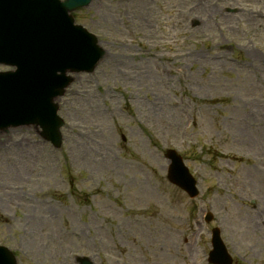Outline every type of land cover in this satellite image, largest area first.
<instances>
[{
  "label": "rangeland",
  "instance_id": "rangeland-1",
  "mask_svg": "<svg viewBox=\"0 0 264 264\" xmlns=\"http://www.w3.org/2000/svg\"><path fill=\"white\" fill-rule=\"evenodd\" d=\"M72 16L104 55L55 100L60 148L0 130V245L17 264H208L218 227L233 264H264V0H91ZM167 149L195 199L167 181Z\"/></svg>",
  "mask_w": 264,
  "mask_h": 264
},
{
  "label": "water",
  "instance_id": "water-1",
  "mask_svg": "<svg viewBox=\"0 0 264 264\" xmlns=\"http://www.w3.org/2000/svg\"><path fill=\"white\" fill-rule=\"evenodd\" d=\"M90 0H0V63L16 66L0 73V129L34 125L41 135L59 147L62 121L56 115L55 97L70 82L66 70L91 71L103 51L95 38L73 25L70 11ZM59 73V74H57ZM167 179L191 198L197 195L195 181L181 157L167 150ZM210 219V215L206 220ZM209 262L231 264L218 230L212 231ZM80 264H92L79 258ZM0 264H16L10 251L0 247Z\"/></svg>",
  "mask_w": 264,
  "mask_h": 264
}]
</instances>
